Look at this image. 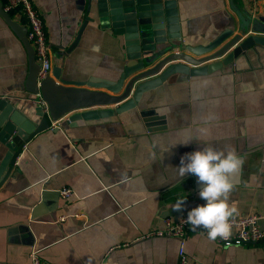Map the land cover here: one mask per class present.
Returning a JSON list of instances; mask_svg holds the SVG:
<instances>
[{
	"label": "crops",
	"instance_id": "crops-1",
	"mask_svg": "<svg viewBox=\"0 0 264 264\" xmlns=\"http://www.w3.org/2000/svg\"><path fill=\"white\" fill-rule=\"evenodd\" d=\"M30 1L61 77L118 79L122 49L95 23L66 54L88 16L87 0ZM176 4L187 46H206L231 20L238 24L228 0ZM28 66L23 43L0 15V98L25 113ZM72 114L26 143L0 186V264H31L33 244L42 264H178V237L143 236L204 203L197 178L176 168L206 146L234 148L242 160L229 176L234 217L264 214V53L249 51L207 75H173L112 117L70 123ZM64 187L73 195L60 197ZM178 199H186L183 210L173 211ZM185 251L194 264H264V240L225 246L191 234Z\"/></svg>",
	"mask_w": 264,
	"mask_h": 264
},
{
	"label": "water",
	"instance_id": "water-1",
	"mask_svg": "<svg viewBox=\"0 0 264 264\" xmlns=\"http://www.w3.org/2000/svg\"><path fill=\"white\" fill-rule=\"evenodd\" d=\"M228 1L237 26L231 20L211 43L192 47L181 43L176 0H87L88 16L66 54L75 48L87 23H95L121 47L123 66L115 81L91 77L81 82L64 79L62 69L56 66L51 68V76L48 72L39 78L40 65L27 40L26 28L4 12L0 2V15L18 34L29 65L23 86L27 96L22 98L26 113L17 104L0 98V153L5 149L0 157V186L25 144L66 115L73 113L70 123L112 117L134 108L143 93L173 75H207L239 56H248L249 51L263 54L264 3L251 13L243 0ZM112 106L117 107L104 109ZM83 110L87 111L79 113Z\"/></svg>",
	"mask_w": 264,
	"mask_h": 264
},
{
	"label": "clouds",
	"instance_id": "clouds-1",
	"mask_svg": "<svg viewBox=\"0 0 264 264\" xmlns=\"http://www.w3.org/2000/svg\"><path fill=\"white\" fill-rule=\"evenodd\" d=\"M186 141L183 145H188ZM242 166V160L234 148L215 149L211 146L199 148L181 157L178 174L193 175L200 185L198 195L203 204L192 208L187 213V223L192 230L203 228L207 239L230 240L232 236V219L238 214L236 202H230L229 196L234 184L229 179ZM186 199H178L171 206L173 211H182Z\"/></svg>",
	"mask_w": 264,
	"mask_h": 264
},
{
	"label": "built area",
	"instance_id": "built-area-1",
	"mask_svg": "<svg viewBox=\"0 0 264 264\" xmlns=\"http://www.w3.org/2000/svg\"><path fill=\"white\" fill-rule=\"evenodd\" d=\"M261 1L262 0H244L246 8L251 13H256L258 11ZM2 9L8 14L17 13L22 19L27 30V40L33 47L36 60L40 65L38 77H44L46 73L50 72L52 65L50 47L37 9H35L30 0H4ZM41 104L45 106L44 102H41ZM52 125L55 126V123ZM58 193L62 198H68L73 195L72 190L66 187L58 190ZM63 219L64 218H61L60 221ZM261 221H264V214L249 213L244 216L233 217L231 221L233 227L230 240L224 241L217 239L216 241L225 246L260 243L264 240V227H262ZM191 234L207 236V231L202 227L193 231L192 226L187 223V214H185L176 220L166 218L163 221V227L161 229L151 230L146 233L143 238L178 237L180 239V247L177 256L178 264H194L185 251V241ZM28 258L31 264H42L34 244L28 252Z\"/></svg>",
	"mask_w": 264,
	"mask_h": 264
},
{
	"label": "rangeland",
	"instance_id": "rangeland-1",
	"mask_svg": "<svg viewBox=\"0 0 264 264\" xmlns=\"http://www.w3.org/2000/svg\"><path fill=\"white\" fill-rule=\"evenodd\" d=\"M50 47V46H49Z\"/></svg>",
	"mask_w": 264,
	"mask_h": 264
}]
</instances>
